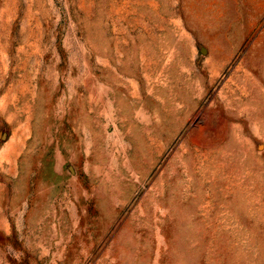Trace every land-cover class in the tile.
Here are the masks:
<instances>
[{
  "label": "rangeland",
  "instance_id": "obj_1",
  "mask_svg": "<svg viewBox=\"0 0 264 264\" xmlns=\"http://www.w3.org/2000/svg\"><path fill=\"white\" fill-rule=\"evenodd\" d=\"M0 264H264V0H0Z\"/></svg>",
  "mask_w": 264,
  "mask_h": 264
}]
</instances>
